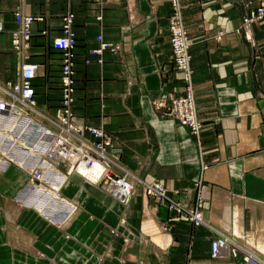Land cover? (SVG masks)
I'll return each instance as SVG.
<instances>
[{
	"label": "crops",
	"instance_id": "1",
	"mask_svg": "<svg viewBox=\"0 0 264 264\" xmlns=\"http://www.w3.org/2000/svg\"><path fill=\"white\" fill-rule=\"evenodd\" d=\"M179 3L197 135L163 105L183 93L169 57L168 0H0V82L19 72L13 11L38 15L27 60L37 63L36 105L52 115L60 52L51 39L72 12L71 120L111 137L116 173L124 168L160 181L173 200L196 205L203 217L194 224L138 184L122 203L75 171L32 186L31 173L8 165L0 171V264H248L244 253L264 254V18L242 24L247 6L264 0ZM97 35L108 47L88 53ZM215 237L234 253L211 257Z\"/></svg>",
	"mask_w": 264,
	"mask_h": 264
},
{
	"label": "built area",
	"instance_id": "2",
	"mask_svg": "<svg viewBox=\"0 0 264 264\" xmlns=\"http://www.w3.org/2000/svg\"><path fill=\"white\" fill-rule=\"evenodd\" d=\"M168 3L169 57L172 66L180 71L183 93L171 97L163 105L172 117L197 135L200 121L196 117L193 100L189 42L181 18L179 0H168ZM13 18L15 27L11 30L10 41L12 49L20 57V65L15 80L0 82V171L8 165H16L31 173L33 183H58L70 171L80 173L83 167L94 168L95 162L101 163V169H96L101 187L103 186L122 203L128 201L135 184L138 183L143 186L148 196L163 203L168 209L185 216L194 224L201 223L203 217L200 209L196 205L185 206L173 200L160 181L143 180L124 168L120 169V174L116 173L114 168L119 165L114 160L113 153L118 147L113 145L111 137L100 127L92 125L80 127L71 120L75 44L72 29L73 13L66 11L62 15L60 33L51 39V45L60 52V97L52 115L41 111L36 105L31 79L36 73L37 63L27 60L30 23L39 16L17 8L13 11ZM261 18H264V3L249 5L242 16V24L247 26ZM97 39L98 44L89 47L88 53L99 54L103 48L108 47V43L101 39L100 35H97ZM83 130L92 138L85 137L82 134ZM14 136L17 138L14 139ZM29 146L34 149L31 151ZM209 253L211 257H218L234 252L227 246L223 237H215L210 241ZM241 258L248 264H264V254L256 256L244 253Z\"/></svg>",
	"mask_w": 264,
	"mask_h": 264
},
{
	"label": "bare ground",
	"instance_id": "3",
	"mask_svg": "<svg viewBox=\"0 0 264 264\" xmlns=\"http://www.w3.org/2000/svg\"><path fill=\"white\" fill-rule=\"evenodd\" d=\"M94 168H88V169H86L85 167H83V168H81V170H80V173L79 172H75V173H77L78 175H80L81 177H84V178H86V179H88V180H90L91 182H93V183H97V185H99L100 183H99V181H98V177H97V171H96V169H101V167H102V164L101 163H94ZM97 166V167H96ZM82 172V173H81ZM103 187V186H102ZM104 188V187H103ZM104 190H106L105 188H104ZM106 191H108V190H106ZM133 193V192H132ZM118 199V198H117Z\"/></svg>",
	"mask_w": 264,
	"mask_h": 264
},
{
	"label": "rangeland",
	"instance_id": "4",
	"mask_svg": "<svg viewBox=\"0 0 264 264\" xmlns=\"http://www.w3.org/2000/svg\"><path fill=\"white\" fill-rule=\"evenodd\" d=\"M85 137H86V136H85ZM83 178H84V177H83ZM84 179L87 180V181H89V182H91L90 180H88V179H86V178H84ZM27 180H28V179H27ZM27 180H26V181H27ZM26 181H25V182H26ZM29 181H30V184H31L32 186H36L37 184H41V182L33 183V182H32V181H33V180H32V177H30V180H29ZM25 182H24V183H25ZM91 183H93V182H91ZM93 184H97V183H93ZM137 184H138V183H137ZM138 185H140V187H141L142 190H143V186H142L141 184H138ZM38 186H39V185H38ZM41 186H42V185H40V187H41ZM98 186L101 187V184H99ZM101 188H102V187H101ZM103 189H104V188H103ZM143 192H144V190H143ZM144 193H145V192H144ZM145 194H146V193H145ZM146 195H148V194H146ZM13 196H14V195H13Z\"/></svg>",
	"mask_w": 264,
	"mask_h": 264
}]
</instances>
